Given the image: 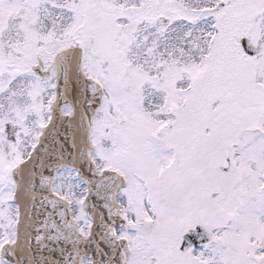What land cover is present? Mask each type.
I'll use <instances>...</instances> for the list:
<instances>
[{"label": "snow or ice", "instance_id": "1", "mask_svg": "<svg viewBox=\"0 0 264 264\" xmlns=\"http://www.w3.org/2000/svg\"><path fill=\"white\" fill-rule=\"evenodd\" d=\"M0 264H264V0H0Z\"/></svg>", "mask_w": 264, "mask_h": 264}]
</instances>
